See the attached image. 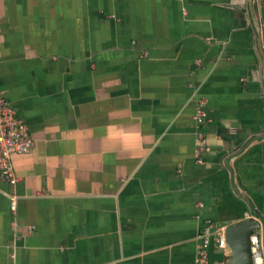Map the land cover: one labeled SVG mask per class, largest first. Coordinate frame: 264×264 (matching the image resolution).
Listing matches in <instances>:
<instances>
[{
    "label": "crops",
    "instance_id": "1",
    "mask_svg": "<svg viewBox=\"0 0 264 264\" xmlns=\"http://www.w3.org/2000/svg\"><path fill=\"white\" fill-rule=\"evenodd\" d=\"M0 90L34 140L0 264H198L264 213V0H0Z\"/></svg>",
    "mask_w": 264,
    "mask_h": 264
},
{
    "label": "built area",
    "instance_id": "2",
    "mask_svg": "<svg viewBox=\"0 0 264 264\" xmlns=\"http://www.w3.org/2000/svg\"><path fill=\"white\" fill-rule=\"evenodd\" d=\"M206 101L203 97L196 100L193 120L197 127L195 156L199 159V154L207 148V143L203 132L199 129L205 122ZM34 146V140L29 134L25 120L18 116L14 108L4 97L0 90V180L9 184L17 181L11 163L13 153H26ZM16 208L15 196H10V209ZM260 226L252 231L249 236L250 253L252 264H264V213L258 218ZM200 243L197 248L196 261L198 264H206L208 259V249L211 244L218 248H226L223 228H216L208 219L200 234Z\"/></svg>",
    "mask_w": 264,
    "mask_h": 264
},
{
    "label": "water",
    "instance_id": "3",
    "mask_svg": "<svg viewBox=\"0 0 264 264\" xmlns=\"http://www.w3.org/2000/svg\"><path fill=\"white\" fill-rule=\"evenodd\" d=\"M260 226L253 214L222 224L227 248L231 255L227 264H252L249 236Z\"/></svg>",
    "mask_w": 264,
    "mask_h": 264
},
{
    "label": "trees",
    "instance_id": "4",
    "mask_svg": "<svg viewBox=\"0 0 264 264\" xmlns=\"http://www.w3.org/2000/svg\"><path fill=\"white\" fill-rule=\"evenodd\" d=\"M263 210H264V207H263Z\"/></svg>",
    "mask_w": 264,
    "mask_h": 264
}]
</instances>
